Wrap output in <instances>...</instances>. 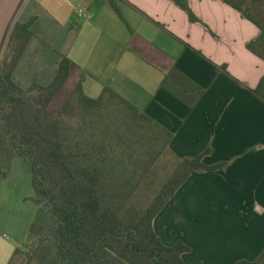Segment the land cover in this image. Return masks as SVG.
I'll return each mask as SVG.
<instances>
[{"label":"crops","instance_id":"crops-1","mask_svg":"<svg viewBox=\"0 0 264 264\" xmlns=\"http://www.w3.org/2000/svg\"><path fill=\"white\" fill-rule=\"evenodd\" d=\"M0 0V56L10 28L35 17L13 79L46 85L62 56L71 60L61 87L80 76L90 97L109 87L172 133L170 148L192 157L207 148L208 165L193 172L153 225L166 245L190 247L187 264H234L264 249V101L251 90L264 59L247 48L258 27L223 0ZM76 8V10H75ZM82 8V9H83ZM60 89V90H61ZM59 90V91H60ZM0 214V264L24 237L6 233ZM11 236V237H10Z\"/></svg>","mask_w":264,"mask_h":264},{"label":"trees","instance_id":"trees-1","mask_svg":"<svg viewBox=\"0 0 264 264\" xmlns=\"http://www.w3.org/2000/svg\"><path fill=\"white\" fill-rule=\"evenodd\" d=\"M172 1L196 20L186 0ZM223 1L258 27L247 48L264 59V0ZM34 21L12 25L0 61V180L20 156L38 207L27 247L15 248L7 264H187L182 254L190 247L181 240L166 245L154 219L193 172L225 163L206 164L210 148L176 154L167 128L109 87L88 96L83 76L52 113L69 75L67 56L46 85L22 87L12 77ZM251 92L264 101V76ZM234 264H264V249Z\"/></svg>","mask_w":264,"mask_h":264},{"label":"rangeland","instance_id":"rangeland-1","mask_svg":"<svg viewBox=\"0 0 264 264\" xmlns=\"http://www.w3.org/2000/svg\"><path fill=\"white\" fill-rule=\"evenodd\" d=\"M77 2L83 8L84 0H57V3L66 9ZM83 10L87 15L85 8ZM2 55L0 56V61ZM70 87L71 83L69 82L56 94L49 106L52 113L58 112L69 94ZM33 198L34 191L31 184L30 171L24 160L20 156L15 155L11 160L8 176L0 180V214H3L6 222L3 226L8 235L24 237L25 244H21V248L27 247L29 227L37 213L38 207ZM0 227L2 226L0 225Z\"/></svg>","mask_w":264,"mask_h":264},{"label":"built area","instance_id":"built-area-1","mask_svg":"<svg viewBox=\"0 0 264 264\" xmlns=\"http://www.w3.org/2000/svg\"><path fill=\"white\" fill-rule=\"evenodd\" d=\"M76 15L78 17H81L82 18V17H85V12H84V10L82 8H77Z\"/></svg>","mask_w":264,"mask_h":264}]
</instances>
